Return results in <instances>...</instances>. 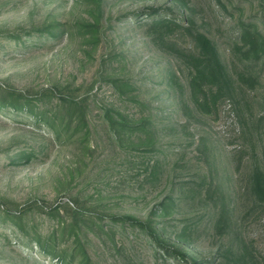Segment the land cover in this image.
Wrapping results in <instances>:
<instances>
[{
  "label": "rangeland",
  "instance_id": "1",
  "mask_svg": "<svg viewBox=\"0 0 264 264\" xmlns=\"http://www.w3.org/2000/svg\"><path fill=\"white\" fill-rule=\"evenodd\" d=\"M246 28L264 0H0V264H264ZM199 31L229 74L201 102Z\"/></svg>",
  "mask_w": 264,
  "mask_h": 264
},
{
  "label": "trees",
  "instance_id": "2",
  "mask_svg": "<svg viewBox=\"0 0 264 264\" xmlns=\"http://www.w3.org/2000/svg\"><path fill=\"white\" fill-rule=\"evenodd\" d=\"M160 20L163 19H156L154 22H158ZM195 38L199 44L200 52L199 54L192 55L194 69L190 77V84L195 100L197 102H201L202 100L200 101L198 96L202 92H207L205 85L209 84V89L213 91L212 85L217 84V87H220L221 85L218 83L219 80L229 77V74L227 73L224 64L221 62L218 48L216 47L213 40L207 34L200 31L195 33ZM242 39L244 40L245 46H247V52H253L256 57H260L264 54V35L257 29L252 30L246 28L242 32ZM11 104L15 108H22L24 105L20 102L18 103L17 98H13L11 100ZM254 179V189L257 195L260 198H264V171L258 168L255 171ZM8 215L11 219H14L15 217V215H10V213H8ZM151 235L155 241L162 244L155 230H151ZM162 245L164 250L168 252L170 251V249L166 248L164 244ZM42 247L48 249L46 244H42ZM61 256L62 260L64 261L67 259L68 254L64 252ZM191 264L198 263L197 261L193 260Z\"/></svg>",
  "mask_w": 264,
  "mask_h": 264
}]
</instances>
